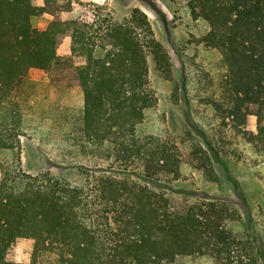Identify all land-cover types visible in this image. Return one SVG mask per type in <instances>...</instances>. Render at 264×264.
Segmentation results:
<instances>
[{
	"label": "trees",
	"instance_id": "16d2710c",
	"mask_svg": "<svg viewBox=\"0 0 264 264\" xmlns=\"http://www.w3.org/2000/svg\"><path fill=\"white\" fill-rule=\"evenodd\" d=\"M72 8V0H0V229L13 230L18 221L33 240L27 262L13 261L11 244L3 242L0 264H172L192 256L213 264H260L257 238L236 229L242 219L231 204L209 200L177 209L150 187L181 176L168 143L139 134L157 104L148 56L171 71L148 16L135 9L122 22L89 13L65 20ZM187 8L207 23V40L221 56L223 93L208 103L223 127L248 135L264 151V0H187ZM39 17L48 19L43 27L33 25ZM66 40L70 54L60 56ZM34 72L46 79L43 100L52 107L61 101L64 122L72 98L80 100L78 133L61 132V140L78 151L109 150L139 164L144 176H98L74 186L10 169L5 156L14 153L18 129L35 108L29 105L35 96L23 95ZM203 135L209 149L204 162L212 164L214 148Z\"/></svg>",
	"mask_w": 264,
	"mask_h": 264
},
{
	"label": "rangeland",
	"instance_id": "374dc122",
	"mask_svg": "<svg viewBox=\"0 0 264 264\" xmlns=\"http://www.w3.org/2000/svg\"><path fill=\"white\" fill-rule=\"evenodd\" d=\"M72 2V10L63 16L65 20L89 13L110 14L122 22L135 9L148 16L157 41L169 55L171 71L163 72L152 56H148L149 81L157 104L146 112L139 134L167 142L180 161L181 176L179 181L170 183L163 180L150 182V187L164 192L177 209H187L209 200L228 202L238 210L242 219L236 229L253 234L257 238L258 250L264 254V151L254 148L248 135L223 127L208 103L210 98L221 97L220 80L224 71L219 52L207 40L210 30L207 23L191 16L187 0ZM46 22L47 18L39 17L33 25L43 27ZM70 48L71 43L66 40L59 47L58 54L68 56ZM32 80L25 83L23 95L35 96L29 102L35 108L27 111V125L18 129L20 136L15 140L13 155L5 153L10 169L21 172L20 176H51L74 186L92 182L98 176H131L134 179L144 176L139 164L120 161L109 150L78 151L61 140V132L78 133L80 100L72 98L68 105L71 116L68 122H64L60 117L64 111L61 101L51 103L56 104L52 107L49 99L43 100L48 91L45 77L34 72ZM46 110L51 111L44 116L42 112ZM203 134L214 148L217 160L213 159L212 164L204 162L209 149L200 137ZM20 223L16 221L13 230L0 229V245L3 242L11 244L9 257L13 261L27 262L31 258L33 240L30 233L18 225ZM254 232H259L262 238ZM172 264L213 263L207 257L192 256L180 257ZM260 264H264V255Z\"/></svg>",
	"mask_w": 264,
	"mask_h": 264
}]
</instances>
